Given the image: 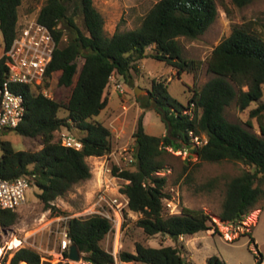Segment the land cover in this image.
<instances>
[{
  "label": "trees",
  "instance_id": "trees-1",
  "mask_svg": "<svg viewBox=\"0 0 264 264\" xmlns=\"http://www.w3.org/2000/svg\"><path fill=\"white\" fill-rule=\"evenodd\" d=\"M24 0H0V32L4 52L10 47L17 30L18 8ZM82 28L69 12L71 0H44L37 12V20L53 33L57 47L46 71L44 85L53 78L56 84L69 87L65 100L50 99L30 85H14L24 97V115L13 130L16 134L40 138L38 150H16L8 140H0V177H25L40 189L38 198L45 209L54 208L53 201L68 192L73 185L91 177L86 158L102 156L111 151L112 133L95 116L107 105L105 90L111 78L130 82L131 70L137 62L150 56L172 67L176 75L195 73L202 62L185 58L179 38L196 39L203 35L218 16L216 0H157L143 16L138 27L107 35L104 18L94 0H76ZM243 7L252 0H231ZM59 24L61 26H59ZM66 35V40L63 37ZM151 49V52H147ZM81 64L80 66L78 64ZM206 72L211 77L199 90H193L187 104L173 98L167 84L153 80L147 96L136 99L144 109H153L167 133L148 134L140 114L134 138V170L124 169L118 175L128 181L122 192L128 199V209L138 213L136 225L147 236L166 235L176 241L184 235L199 231L218 230L212 217L199 209L183 207L179 213L168 214L163 199L166 177L157 174L164 168L166 148L178 150L189 144L191 137L206 138L196 147L200 161H239L248 168L231 178L225 185L219 217L223 221L242 219L252 211L264 190V137L238 123L230 122L224 114L235 102L239 109L249 111L250 118L260 120L264 114V38L252 28V23L233 24L205 60ZM11 64L6 55L0 56V86L9 73ZM193 105L192 115L184 112ZM59 111L66 116L58 115ZM246 125L251 127V123ZM76 128L82 148L76 150L61 145L62 128ZM6 130V129H5ZM264 135V127L260 125ZM117 169L114 168V173ZM212 182L207 183L210 187ZM16 210L0 208V226L15 222ZM112 230L110 220L99 214L72 217L66 222V232L76 244L81 258L90 264H113V254L101 242ZM250 243H254L248 233ZM1 247V246H0ZM68 258L69 249L64 250ZM118 258L123 262L144 264H191L172 245L151 247L135 243L133 252L122 250ZM255 263L263 257L256 250ZM41 264V255L29 247H18L9 264ZM65 264H68L67 262ZM206 264H226L216 255Z\"/></svg>",
  "mask_w": 264,
  "mask_h": 264
},
{
  "label": "rangeland",
  "instance_id": "rangeland-1",
  "mask_svg": "<svg viewBox=\"0 0 264 264\" xmlns=\"http://www.w3.org/2000/svg\"><path fill=\"white\" fill-rule=\"evenodd\" d=\"M156 1L94 0V5L104 18L106 34L112 35L116 31L138 27L143 16ZM43 2L44 0H24L18 8V23L36 17ZM76 2L71 0L69 12L75 14V21L82 28L79 10L75 7ZM216 3L218 16L203 35L193 40L179 38L183 57L203 61L195 73L183 72L178 77L174 68L147 56L137 62L136 71L131 70L130 82H126L121 77L110 80L105 91L108 97L107 106L95 116V119L106 124L110 117L114 115L116 117L120 111H126L124 113L126 125L123 129L117 128L114 132L118 136L112 137L111 151H114L116 157L104 154L86 158L91 177L73 185L63 196L57 197L52 203L54 208L45 209L38 198L40 189L30 184L25 190V202L16 209L15 222L7 227L0 226V264H9L13 252L23 246L36 250L41 255V264H65L66 262L90 264L81 256L79 261L64 258L61 241L69 218L86 217L99 211H105L103 213L110 215L112 219V230L102 240L101 245L113 254L115 260L113 264H144L123 262L118 258V253L122 250L133 252L136 242L151 247L176 246L191 264H206V259L212 255L223 259L226 264H254V252L258 250L264 264V193L256 207L242 219L233 222L221 220L219 213L224 199L225 185L248 166L242 162L230 160L200 161L196 153L198 146L196 137L192 136L189 144L183 145L178 150L166 148L168 153L164 154V168L157 172L158 175L166 177L164 192L169 197L163 199L164 210L168 214L179 213L183 207L203 210L212 217L217 233L209 229L193 235L181 236L176 241L161 234L147 236L136 225V220L140 216L138 213L129 210L128 206L122 207L120 212L116 206L112 208L107 206L106 201L98 200L101 189H107L108 197H113L118 192L121 193L122 187L127 183L120 177L113 178L105 173L106 163L113 164V170L116 162L123 169L134 170L135 168L129 161V157L134 152L132 135L140 114H143L144 128L148 134L164 136L167 133L157 113L152 108H142L136 99L137 96L148 95L153 80L166 83L168 93L185 105L192 97L193 90H199L211 77L206 72L205 60L213 47L230 33L233 24L252 23V28L264 38V0H252L243 7L235 6L231 0H216ZM63 39L66 40V35ZM151 51L148 49L147 52ZM3 53L0 32V56ZM115 82L122 84L124 92L120 93L115 88ZM48 87H51L56 100H65L70 93V88L58 86L55 78ZM134 87L141 89H137L134 93ZM260 101L264 102V91ZM190 105V109L184 112L192 115L193 105ZM256 105L257 103L253 102L246 109L241 110L233 102L226 107L224 114L230 122L238 123L264 137L260 131V125L264 127V114L260 120L249 116V111ZM111 109L114 111L108 118L106 114ZM58 115L64 117L66 113L59 111ZM121 117L122 115L119 118ZM117 119L118 117L114 120ZM247 122L251 123V127L246 125ZM68 130L77 138L81 135L74 127ZM0 140L10 141L16 150L34 151L41 148L40 138L23 137L13 130H1ZM208 182H212L210 187H207ZM262 188L264 190V183ZM248 233H251L254 243H250Z\"/></svg>",
  "mask_w": 264,
  "mask_h": 264
},
{
  "label": "built area",
  "instance_id": "built-area-1",
  "mask_svg": "<svg viewBox=\"0 0 264 264\" xmlns=\"http://www.w3.org/2000/svg\"><path fill=\"white\" fill-rule=\"evenodd\" d=\"M56 47L57 41L52 31L38 22L37 16L17 24L15 37L10 47L4 52L10 61L11 67L7 77L0 86V131L15 128L24 115V97L21 92L14 88V85H30L44 96L50 99L54 98L51 87H46L44 80L47 67L52 60ZM114 86L120 93L124 92L120 82H115ZM114 131L117 130L115 129ZM59 135L61 145L76 150L82 148L81 140L72 135L68 128H62ZM113 136L117 137L118 134L114 132ZM196 139L197 145L206 143L204 136L196 137ZM119 153L121 154L122 152ZM106 154L109 157H116L113 150ZM107 159L109 160V158ZM129 161L134 164L133 155L129 157ZM112 165L110 162L106 163L104 172L113 178L120 177L118 173L124 169L116 162L114 167L117 171L114 173ZM29 185L30 183L25 177L14 179L0 177V208L10 210L19 208L25 202V190ZM98 200L99 202L106 201L107 206L112 208L116 206L120 212L122 207L128 206V199L123 192H118L115 196L108 197L107 189L105 188L100 190ZM103 212L99 211V213L94 214L102 215L111 222V216ZM70 243L71 241L65 228L61 249L63 251L69 249Z\"/></svg>",
  "mask_w": 264,
  "mask_h": 264
},
{
  "label": "crops",
  "instance_id": "crops-1",
  "mask_svg": "<svg viewBox=\"0 0 264 264\" xmlns=\"http://www.w3.org/2000/svg\"><path fill=\"white\" fill-rule=\"evenodd\" d=\"M142 67V66H141ZM183 73H181V75H182ZM180 75V76H181ZM106 91V90H105ZM105 96L107 97V95H106V93H105ZM107 103H108V97H107ZM107 106V105H106ZM105 106V107H106ZM127 108V107H126ZM112 111H114V109H111V110H109L108 112H107V114H106V117H110L112 114H113V112ZM126 112V111H125ZM124 111H120V113L116 116V117H118V119L115 121L114 119L116 118V117H110L108 120H107V123L105 124L108 128H110V130H111V133H112V137H113V134H114V130L116 129L117 130V128H121V129H123L124 128V126L126 125V118H125V113ZM120 115H122V117L121 118H119L120 117ZM123 115H124V117H123ZM111 118H113V119H111ZM145 123V122H144ZM144 127H145V124H144ZM114 141H115V139H114ZM262 264V263H261Z\"/></svg>",
  "mask_w": 264,
  "mask_h": 264
},
{
  "label": "water",
  "instance_id": "water-1",
  "mask_svg": "<svg viewBox=\"0 0 264 264\" xmlns=\"http://www.w3.org/2000/svg\"><path fill=\"white\" fill-rule=\"evenodd\" d=\"M137 89H141L140 87H134V93L137 92ZM81 253L79 252L76 244H70L69 246V256L68 259L71 261H79Z\"/></svg>",
  "mask_w": 264,
  "mask_h": 264
}]
</instances>
